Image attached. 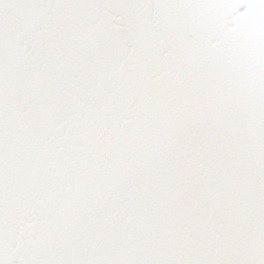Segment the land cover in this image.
Segmentation results:
<instances>
[{
    "label": "snow or ice",
    "instance_id": "snow-or-ice-1",
    "mask_svg": "<svg viewBox=\"0 0 264 264\" xmlns=\"http://www.w3.org/2000/svg\"><path fill=\"white\" fill-rule=\"evenodd\" d=\"M0 264H264V0H0Z\"/></svg>",
    "mask_w": 264,
    "mask_h": 264
}]
</instances>
